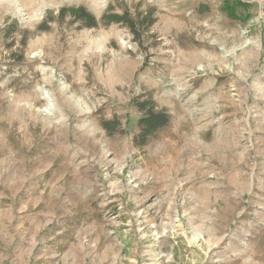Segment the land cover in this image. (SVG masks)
<instances>
[{"label": "rangeland", "instance_id": "374dc122", "mask_svg": "<svg viewBox=\"0 0 264 264\" xmlns=\"http://www.w3.org/2000/svg\"><path fill=\"white\" fill-rule=\"evenodd\" d=\"M35 1L0 0V264H264V0ZM108 6L153 23L67 12Z\"/></svg>", "mask_w": 264, "mask_h": 264}, {"label": "trees", "instance_id": "16d2710c", "mask_svg": "<svg viewBox=\"0 0 264 264\" xmlns=\"http://www.w3.org/2000/svg\"><path fill=\"white\" fill-rule=\"evenodd\" d=\"M231 4L232 6L229 3H225L223 11L229 18L235 19L234 6L239 5H237L238 3ZM67 12L73 21L79 23L80 27L97 28L98 26L106 27L110 24H118L125 27L137 41L141 38L142 32L153 23L152 14L147 13L143 16L137 14L134 17L125 10L120 13L114 12L111 6L106 8L99 19H96L83 7L71 8ZM133 104L140 113L136 124L137 133L134 141L142 146L153 138L158 131L169 125L170 117L165 111L156 109L154 102L150 98L134 100ZM109 124L108 122L103 123V128L111 133L113 129H111Z\"/></svg>", "mask_w": 264, "mask_h": 264}, {"label": "bare ground", "instance_id": "6f19581e", "mask_svg": "<svg viewBox=\"0 0 264 264\" xmlns=\"http://www.w3.org/2000/svg\"><path fill=\"white\" fill-rule=\"evenodd\" d=\"M20 1H22V3L28 5L30 8H33V6H34L35 3H36L35 0H20ZM39 1L42 2V0H39ZM37 3H38V1H37ZM38 4H40V3H38ZM10 6H11V5H10ZM34 8H35V7H34Z\"/></svg>", "mask_w": 264, "mask_h": 264}]
</instances>
